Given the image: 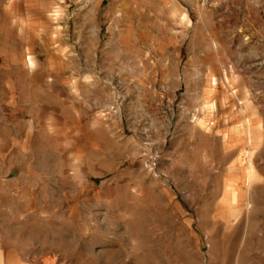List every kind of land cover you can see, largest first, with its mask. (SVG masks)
Wrapping results in <instances>:
<instances>
[{
  "label": "rangeland",
  "instance_id": "rangeland-1",
  "mask_svg": "<svg viewBox=\"0 0 264 264\" xmlns=\"http://www.w3.org/2000/svg\"><path fill=\"white\" fill-rule=\"evenodd\" d=\"M86 1L50 2L52 19L78 21ZM28 5L0 11V51L40 21ZM124 6L98 47L114 56V121H23L0 76V264H264V0H194L186 37L170 14L142 31Z\"/></svg>",
  "mask_w": 264,
  "mask_h": 264
},
{
  "label": "crops",
  "instance_id": "crops-1",
  "mask_svg": "<svg viewBox=\"0 0 264 264\" xmlns=\"http://www.w3.org/2000/svg\"><path fill=\"white\" fill-rule=\"evenodd\" d=\"M58 1L61 0H40V12L43 15L40 21H30L32 18L26 20L25 24L18 27L22 32L16 48L12 52L5 48L0 51V76L8 78L6 90L12 95L9 99L10 109L23 111V121H37L39 124L41 121H114V112L118 113L121 109L117 107L113 112L111 109L116 103L113 96L118 87L114 86L113 81L114 56L110 48L102 54L98 52V47L103 40L106 47L112 46V41L107 40L105 35L110 31L113 36V23L119 17L122 22L128 15L129 10H124L123 5L133 6L137 14L136 24L142 31L157 21L163 27L166 26L170 14V20L177 24L176 27L182 31L181 35L186 37L183 17L186 14L190 16L194 4V0H120L122 8L115 11L112 0H87L82 6L73 8L76 9L73 15L79 20L70 24L52 19L50 2ZM29 2L30 0H8L0 11L7 13V9L13 11V7L27 10ZM70 26L76 31L73 44L67 45L63 52L51 49L52 41L56 43L55 31L69 30ZM119 27L122 29L121 23ZM189 27L190 25L186 29ZM26 29L38 30L40 33L31 34L30 37H34V40L30 39L28 42L24 33ZM165 58L167 61L168 58ZM181 60L182 54L179 51L174 61ZM184 60L187 61L186 58ZM120 61H128V55H121ZM165 69L167 66L162 70ZM166 72L164 77L172 76ZM123 73L126 74L124 78L128 79L129 72H120L121 78ZM116 121H126V115ZM135 121H138V117Z\"/></svg>",
  "mask_w": 264,
  "mask_h": 264
},
{
  "label": "bare ground",
  "instance_id": "bare-ground-1",
  "mask_svg": "<svg viewBox=\"0 0 264 264\" xmlns=\"http://www.w3.org/2000/svg\"><path fill=\"white\" fill-rule=\"evenodd\" d=\"M212 81L213 80H210V86H209V90H208V94H207V97H206V99H207V103H208V108H210V109H212V108H214L215 107V103H214V91H215V84H214V82L212 83ZM207 109V108H206ZM208 116L209 117H211V114H208ZM208 119V121H211V119H209V118H207ZM226 135V134H225ZM227 137V139H229V140H232L233 139V137H231V136H225V138ZM239 141H241L242 142V147H241V153L242 154H244V151H245V148H244V143H245V141L243 140V139H240ZM243 176H244V179H243V181L244 182H246L247 180H251L252 179V172H251V170H247V168L245 167V170H244V174H243ZM243 196V194L242 195H240V198ZM240 198H237V197H234V201H237L238 199H240ZM231 204V202H230V199L229 200H227L225 203H224V206L225 205H230ZM234 205V204H233Z\"/></svg>",
  "mask_w": 264,
  "mask_h": 264
},
{
  "label": "built area",
  "instance_id": "built-area-1",
  "mask_svg": "<svg viewBox=\"0 0 264 264\" xmlns=\"http://www.w3.org/2000/svg\"><path fill=\"white\" fill-rule=\"evenodd\" d=\"M212 1H214V0H212ZM120 105H121V100L118 99V100L116 101V103H115L114 105L111 106V108H115V106L120 107ZM117 107H116V108H117ZM113 110H115V109H113Z\"/></svg>",
  "mask_w": 264,
  "mask_h": 264
}]
</instances>
